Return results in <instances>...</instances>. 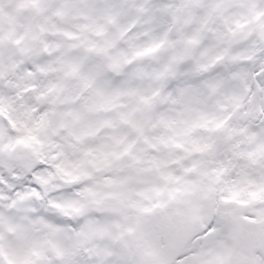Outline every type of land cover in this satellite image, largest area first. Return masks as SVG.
<instances>
[{
	"label": "snow or ice",
	"instance_id": "obj_1",
	"mask_svg": "<svg viewBox=\"0 0 264 264\" xmlns=\"http://www.w3.org/2000/svg\"><path fill=\"white\" fill-rule=\"evenodd\" d=\"M0 264H264V0H0Z\"/></svg>",
	"mask_w": 264,
	"mask_h": 264
}]
</instances>
